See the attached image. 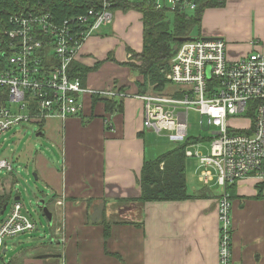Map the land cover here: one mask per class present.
Instances as JSON below:
<instances>
[{"label": "crops", "instance_id": "0c3cea01", "mask_svg": "<svg viewBox=\"0 0 264 264\" xmlns=\"http://www.w3.org/2000/svg\"><path fill=\"white\" fill-rule=\"evenodd\" d=\"M235 5L239 9L233 8ZM232 8L236 17L238 11L244 13L239 21L240 33L235 34L240 35L243 51L230 45L237 44V36L226 40L221 31L208 29L204 20L201 36L224 39L231 58L263 51L264 0H229L226 9L230 12ZM217 12L209 10L206 19L216 17ZM142 18L135 10L117 11L111 28H103L87 42L82 61L93 65L95 58L104 60L110 53L124 60L126 47L122 48L119 40L141 52ZM108 68L110 71H106ZM131 76L127 69L105 63L83 84L98 91L117 84L131 86V92H125L129 97L120 100L122 111L109 113L104 102L93 103V97L86 95L79 117L51 120L40 128L38 136L61 156V162H55L37 151L34 160L36 178L46 190L43 201L48 200L46 205L53 214L52 240L42 251L21 253L9 264H219L218 204L224 189L218 185L213 189L210 182L203 181L196 158L187 156L186 162L191 199L139 202L145 162L175 147L167 151L145 129V105L134 96L136 86L129 81ZM189 139L193 142L187 147L188 153L204 144V153L209 152L210 139ZM260 185L250 178L227 188L232 199L235 264H264V190L261 192ZM45 255L56 257L42 258Z\"/></svg>", "mask_w": 264, "mask_h": 264}, {"label": "built area", "instance_id": "2783aa9c", "mask_svg": "<svg viewBox=\"0 0 264 264\" xmlns=\"http://www.w3.org/2000/svg\"><path fill=\"white\" fill-rule=\"evenodd\" d=\"M128 1L146 2L168 15H185L196 12L204 0ZM117 2L100 0L97 7L61 21L50 13L32 11L0 20V139L22 124L41 131L48 121L79 117L86 95L113 100L129 97L114 88L92 90L79 78L70 77L71 66L87 42L113 23ZM166 80L161 92L134 95L145 105L144 127L164 133L172 143L185 144L193 110L200 114L202 128L205 119L209 128L216 129L208 153L197 150L187 156L198 160L203 181L216 180L224 189L218 204L219 264H235L232 199L227 188L250 178L264 184V50L231 58L224 39L200 36L181 44ZM239 121L247 125L240 126ZM13 170V160L0 158V173ZM13 182L12 177L0 180V198L6 202L0 217L10 203ZM21 199L17 196L0 220V264H5L2 256L8 251L7 241L37 230Z\"/></svg>", "mask_w": 264, "mask_h": 264}, {"label": "trees", "instance_id": "16d2710c", "mask_svg": "<svg viewBox=\"0 0 264 264\" xmlns=\"http://www.w3.org/2000/svg\"><path fill=\"white\" fill-rule=\"evenodd\" d=\"M226 2L227 0H204L193 14L175 15L174 25H172L170 15L156 10L146 2L132 3L128 0H118L114 6V12L135 10L143 16V52L134 54V58L140 63L126 64L134 73L144 78V84H137L140 95L145 94L146 90L152 86H155L156 92L166 88V73L169 70L170 61L182 44L178 39L195 38L192 34L197 30L200 37L204 11L212 7H223ZM99 4L100 0H0V20L4 21L12 14L32 11L50 13L55 19L61 21L83 14ZM89 73L90 69L80 63H73L70 77L79 78L84 84ZM121 91H124V88H121ZM98 101L105 103L109 113L122 111L120 100L93 98V103ZM192 142L189 139L185 144L176 146L157 159L145 162L139 181L142 190L139 202L184 201L192 198L188 193L186 176L187 147ZM259 188L263 192L264 184ZM5 204V199L1 197L0 210Z\"/></svg>", "mask_w": 264, "mask_h": 264}, {"label": "rangeland", "instance_id": "374dc122", "mask_svg": "<svg viewBox=\"0 0 264 264\" xmlns=\"http://www.w3.org/2000/svg\"><path fill=\"white\" fill-rule=\"evenodd\" d=\"M223 1V0H222ZM229 0H227L228 2ZM235 1V0H233ZM226 5L223 7H212L208 8L204 11L203 15V20L207 21L208 23H205L207 25L208 29H216L218 31H221L224 33L225 39L228 40L229 36H233L236 33H240V27H242L241 23L239 22L240 19H243L242 16L244 13L240 15L241 11H238V15L236 17V14L233 12V8H238L239 6L235 5L230 12L226 9ZM219 10L217 12V16L213 17L208 16L206 19L205 14L209 10ZM224 9V10H222ZM226 9V10H225ZM222 10V11H220ZM256 10H254L253 13H255ZM171 16V21L172 25H174V16L175 15H170ZM203 22V21H202ZM201 22V31L200 33L202 34L203 32V23ZM254 22L256 23V19H254ZM111 28V26L106 29L107 31ZM102 31V30H101ZM100 31V32H101ZM199 32L198 30L195 31L192 34V37H199ZM237 36V35H235ZM238 35L237 38V44L236 42L231 43L230 45L233 46H239L240 49L239 51H243L242 47L243 45L240 40H238ZM203 37V36H202ZM207 38L206 36H204ZM117 40H119V37L114 36ZM208 39H214V38H208ZM222 39V38H220ZM116 40V41H117ZM119 45L124 48L126 47V56L124 60H119L117 59L113 54L110 53L104 60H99L97 58L94 59V64L93 65H88L86 61H82V57L84 55V51L80 54L78 57L77 61L74 63H80L81 65L85 66L86 68L90 69V73L98 72L105 63H110L113 64L119 68H125L127 69L128 72L132 74L131 79L129 81L136 86V91L135 93L137 95L139 94V89L137 84L141 83L144 84V78L139 75L134 73L131 68L127 67L126 64H139L140 62L137 61L134 58V54H140L143 52H138L137 50H134L130 46H127L123 44L119 40ZM144 46V45H143ZM116 49H120L118 46H116ZM236 49L233 48V51ZM89 60H87L88 62ZM106 71H110L109 68ZM163 71H161L162 73ZM88 74V76H89ZM138 75L139 80H134L133 77H136ZM118 85V84H117ZM117 85L113 86V88L116 90L118 89L121 91V88H124V93L130 91L131 92V86L126 85L123 87H117ZM166 89V88H165ZM157 91L155 86L149 87L146 90L145 94H151ZM145 94H142L145 95ZM248 116V113L244 115L246 118ZM200 114L197 113L196 111H190L189 113V118H188V124H189V131L188 135L190 138H195L199 141V139H204L205 142H207L211 138V134L213 132H216L215 128H209L207 121L204 119V128L201 127L200 124ZM240 126H246L247 123L243 121H239ZM39 132V127L32 125V124H22L19 126H15L12 128L10 132H8L5 136H3L0 139V158L7 157L14 162V170L13 173H5L2 172L0 173V180H6L9 179V177L14 178V182L11 184L12 188V197L9 196L10 203L8 205L7 211L5 215L0 217V220L2 221L3 218L10 212L12 205L15 201V198L17 196H21V203L24 207V210L29 213L31 216V219L35 222L37 225V230L32 233H26L20 236H17L13 239H10L7 241L8 245V251L5 255L2 256V259L5 264H9L10 261L18 256L21 253H26V252H33L37 253L39 251H42L44 247H48L51 244V238H52V229L50 224L48 223L47 219L45 218L43 214V203L42 201L45 199V194L46 190L43 187V184L37 180L35 177V171H36V152H42L46 156V158H49L53 161H60L61 162V156L58 151L56 150H50V144H48L47 140L43 137L38 136ZM152 138L162 145L163 148H166L167 151L173 149L174 147L177 146V144L172 143L164 136V133L161 135H158L155 132H152ZM204 142V143H205ZM210 145V141L208 142ZM202 144V143H200ZM207 146L206 144L202 145L200 147V151L204 152V148ZM193 151L198 150L196 147L192 148ZM190 163L193 165V162L190 161ZM202 170H199V175L201 174ZM198 174V170H197ZM216 180H213L210 182L209 187H212L213 189H216L217 186ZM221 188V187H219ZM222 189V188H221ZM3 192H1L2 194ZM6 198L7 195H6ZM44 198V199H43ZM47 201L45 203L47 204ZM50 248V247H49Z\"/></svg>", "mask_w": 264, "mask_h": 264}, {"label": "water", "instance_id": "95a60500", "mask_svg": "<svg viewBox=\"0 0 264 264\" xmlns=\"http://www.w3.org/2000/svg\"><path fill=\"white\" fill-rule=\"evenodd\" d=\"M195 38H191V39H183V38H179L178 39V41L180 42V43H184V42H187V41H192V40H194ZM35 177H36V175H35ZM17 200H19V197L17 198ZM42 203H43V214H44V216H45V218L47 219V221H48V223L50 224V225H53V214L51 213V211L49 210V208H48V206L46 205V203L44 202V201H42ZM5 209H6V207H4V209H3V211L1 212V214H4V212H5ZM53 257H56V255H45V256H43L42 258H53Z\"/></svg>", "mask_w": 264, "mask_h": 264}]
</instances>
